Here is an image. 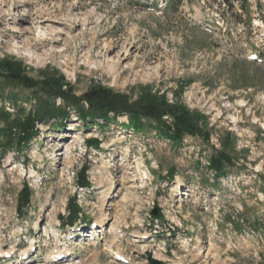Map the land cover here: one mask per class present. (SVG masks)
Here are the masks:
<instances>
[{
	"label": "rangeland",
	"instance_id": "obj_1",
	"mask_svg": "<svg viewBox=\"0 0 264 264\" xmlns=\"http://www.w3.org/2000/svg\"><path fill=\"white\" fill-rule=\"evenodd\" d=\"M169 1L0 0L1 60L58 72L77 97L150 87L199 130L86 125L69 104L26 136L32 90L0 79V264H264V0Z\"/></svg>",
	"mask_w": 264,
	"mask_h": 264
},
{
	"label": "trees",
	"instance_id": "obj_2",
	"mask_svg": "<svg viewBox=\"0 0 264 264\" xmlns=\"http://www.w3.org/2000/svg\"><path fill=\"white\" fill-rule=\"evenodd\" d=\"M175 1L177 0H173L172 5ZM224 1L233 6L235 0ZM242 3L241 7L246 10L247 1L242 0ZM0 79L17 87L23 86L32 90V96L37 101V109L33 115L29 116L27 124L21 126L26 136H29L34 129L36 120L39 122L50 120L62 122L66 120L69 116V104L78 107L75 110L86 125L90 123L95 125L99 122L98 119L104 120V124H106L112 118L110 117L111 113H114L115 115H129L132 125L136 129L143 128L141 118L158 121L161 132L172 136L174 139H180L186 134H196L199 131L197 120L189 114L186 108L176 102L169 103L167 96L160 95L158 92L153 93L150 87H145L141 96L134 102L128 95L117 93L104 86L91 87L85 95L77 97L64 75L55 72L53 75H43L42 79L34 80L25 74L23 63L8 59H0ZM59 97L64 100L66 106L55 105L53 100ZM14 100L18 101L17 97ZM83 100L88 103L87 108L82 104ZM164 115H170L173 118L172 125L164 121ZM200 117L201 119L204 118L201 115ZM222 155L223 153L211 161V166L217 173L222 172L223 163L227 160ZM78 215L73 216L74 219L70 221L71 224L79 218Z\"/></svg>",
	"mask_w": 264,
	"mask_h": 264
},
{
	"label": "bare ground",
	"instance_id": "obj_3",
	"mask_svg": "<svg viewBox=\"0 0 264 264\" xmlns=\"http://www.w3.org/2000/svg\"><path fill=\"white\" fill-rule=\"evenodd\" d=\"M22 251H23V253H29V247L23 248ZM58 253H62L61 255H65L66 253H70V252H69V249L67 247H64L63 250L62 249L59 250Z\"/></svg>",
	"mask_w": 264,
	"mask_h": 264
},
{
	"label": "water",
	"instance_id": "obj_4",
	"mask_svg": "<svg viewBox=\"0 0 264 264\" xmlns=\"http://www.w3.org/2000/svg\"><path fill=\"white\" fill-rule=\"evenodd\" d=\"M157 263V262H156Z\"/></svg>",
	"mask_w": 264,
	"mask_h": 264
}]
</instances>
